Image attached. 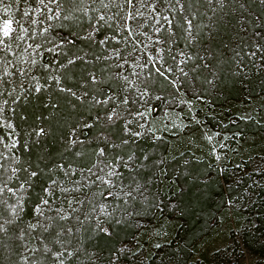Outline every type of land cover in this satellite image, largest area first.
<instances>
[{"label": "trees", "instance_id": "trees-1", "mask_svg": "<svg viewBox=\"0 0 264 264\" xmlns=\"http://www.w3.org/2000/svg\"><path fill=\"white\" fill-rule=\"evenodd\" d=\"M152 1L0 0L18 26L0 38V264H211L197 246L228 201L264 264V184L214 156L264 133V0ZM184 57L191 102L159 124Z\"/></svg>", "mask_w": 264, "mask_h": 264}, {"label": "rangeland", "instance_id": "rangeland-1", "mask_svg": "<svg viewBox=\"0 0 264 264\" xmlns=\"http://www.w3.org/2000/svg\"><path fill=\"white\" fill-rule=\"evenodd\" d=\"M154 1L155 0H153L151 2L152 5H155ZM158 7H160V5ZM2 9H3V7L2 8L0 7V38L4 37V27H5V24L7 22H9V21L11 22L8 25L9 33L13 32V31L15 32L18 29V26L16 24L17 22H16L15 18L12 17L10 14H6V13L4 14L3 13L4 11ZM159 42H160V40L157 38L156 34H154V35L152 34V37L148 38V41H145L141 44V48L143 50H145L146 55L149 57V60H150V62H152L153 65H159L158 63L161 62V60H163V58L161 57V54L159 52L161 48L157 47L159 45ZM155 59L157 60V63H155L156 62ZM153 61H155V62H153ZM185 62H186L185 57H184V59L179 58L178 64H177L178 67L176 66V63H175V65L172 64L173 68L175 67V69H173V70L168 65L166 66L169 68L168 69V71H169L168 75L170 76L169 78H170L172 84L169 85L170 88H169V91H167L166 97H168V100L167 99L165 100V106L162 108V111L159 114V118H158L159 120L157 121V123H159V124L162 123V119H164L166 122L170 121L171 124L181 123L182 118H183V114H184L183 111L187 110L189 107V103L191 102V99L182 95V92H181L180 87H179V79H177V77L176 78L174 77V72L182 70V65H184ZM135 66L141 67L142 65L140 63H137ZM148 75H147V77H150ZM148 82L151 83L148 85H150V86L154 85V83H152L151 81H148ZM142 86H143V84H142ZM172 88H173V90H175L177 100H176V98L170 99L171 96L172 97L175 96ZM159 89H163V87L162 86H156V87L154 86L153 91L152 90L146 91L145 89H143V93L146 95L145 98L149 99V97L147 95L150 92L151 93L154 92V94L153 93L152 94L155 95L157 93L155 91L159 90ZM164 90H165V88H164ZM158 93L160 94L161 92L158 91ZM152 94H151V96H152ZM159 94H157V95H159ZM178 98H180V99L178 100ZM253 104H251V105H253ZM247 106H249V105L247 104ZM262 107L264 108V104ZM140 112L141 113H138V114L139 115L142 114L144 116L143 110H141ZM238 112H239V114H241L239 110L237 111V113ZM245 112H247V113H245L244 115L249 114L248 109H245ZM175 113H177V115H175ZM128 121H130V120L127 119L125 124ZM163 127H165V126H163ZM150 128H151V126H150ZM203 129H204V131H206L205 133L209 132L205 129L204 126H203ZM143 132H144L143 130L137 131L138 134H142ZM207 136L211 137L210 134H207ZM254 136L259 141V144H257L254 148H252V150L247 151V149H245V151H244L243 150L244 142L239 143L237 147H239L240 145L241 146H240L239 150H235L236 157H233V159L230 160L228 158L229 155L225 154L226 159H225V163H223V155H222L223 151L216 144L214 156L218 160L219 167L221 168V171L225 170L224 164L227 165L231 162L229 165V167H230L229 169L231 171L228 172V174L230 175L229 178L231 181L233 179H235V176L241 175V173L242 174L247 173V172L257 173L256 177L252 180L254 188H256V187L263 186L262 184H264V133L263 132L254 133ZM221 147H223V146H221ZM223 150H224V148H223ZM260 176H261V178H260ZM250 196L253 198L252 194H250ZM251 201H254V200H251ZM235 208L239 209V206L235 205ZM226 209L228 210V215H226V212H227ZM232 210H234V205H231V203H229V201H228V205L221 206V209L219 211H217L219 216L216 219V222H214V226H213L214 231L211 232L210 234L205 235L203 238H201L199 240V244L197 246V251H198L197 254H198V256L204 258V260H206L208 263H210V261H211V264H256V261L254 260L255 257H254V255H252V253L249 251V249L245 246V244L242 240L240 231L238 230V228L236 229V231L233 230V228L231 226L234 223L233 212H231ZM161 231H163V229L160 226H157L156 228H154V232L157 234L161 233ZM263 239H264V237H263ZM155 241L156 240H150V243L152 244ZM127 246L130 247L131 244H128ZM148 246H150V245H148ZM215 255H217V256H215ZM258 257H260L264 261V255L260 254Z\"/></svg>", "mask_w": 264, "mask_h": 264}, {"label": "snow or ice", "instance_id": "snow-or-ice-1", "mask_svg": "<svg viewBox=\"0 0 264 264\" xmlns=\"http://www.w3.org/2000/svg\"><path fill=\"white\" fill-rule=\"evenodd\" d=\"M10 23H11V22L9 21V22H7V23L5 24V27H4V35H5V36H7L8 33H9V27H8V25H9Z\"/></svg>", "mask_w": 264, "mask_h": 264}]
</instances>
